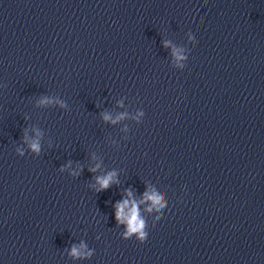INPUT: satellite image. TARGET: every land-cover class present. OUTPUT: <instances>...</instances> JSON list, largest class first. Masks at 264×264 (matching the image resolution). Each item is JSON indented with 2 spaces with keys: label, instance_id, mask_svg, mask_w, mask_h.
Returning <instances> with one entry per match:
<instances>
[{
  "label": "clouds",
  "instance_id": "obj_1",
  "mask_svg": "<svg viewBox=\"0 0 264 264\" xmlns=\"http://www.w3.org/2000/svg\"><path fill=\"white\" fill-rule=\"evenodd\" d=\"M189 39H192V36H189ZM169 46V42H164V47L167 48ZM173 56L175 57L177 61V67L180 69H183L185 67L184 62L187 60V57L181 54V50L173 49ZM52 103V101L48 97H43L40 100L41 105H47ZM61 107H65L63 103L60 104ZM139 116L145 115V113L140 112L138 114ZM126 114H120L115 119L111 117L110 114L105 113L103 115V119L107 122L110 121L111 123L115 124L118 121L124 119ZM40 133L37 132V136H39ZM25 140L27 141V135L25 134ZM29 148L31 152L35 153L36 156H39L41 152V145L39 139H34L29 142ZM19 155L23 156L24 153L18 149ZM99 168V165H96L94 168H90V172H96ZM60 171H63V167L60 169ZM82 171V169L80 170ZM80 172H73L72 176H78ZM96 183L99 185L98 188H95V192H103L105 190H108L113 184L119 185V179L117 178L116 172H108L104 176H97L95 177ZM130 199H123L118 200L113 205L115 212V220L118 225H123L125 228V231L123 232V239L128 240L133 237L136 238L140 243H144L148 238V231L146 221L140 214V208L139 205L135 200H132V192L131 190H126L125 193ZM150 202L149 207L146 209L148 212L155 211L157 213V216L155 217L156 221H159L161 217L164 215V210L168 207V200L165 198V195L163 193H158L155 190H152L151 193L148 191H145L143 193V202ZM86 248V245L81 243L79 246L73 245L71 247L69 255H71L75 259L79 258H87L92 256V251H83Z\"/></svg>",
  "mask_w": 264,
  "mask_h": 264
}]
</instances>
